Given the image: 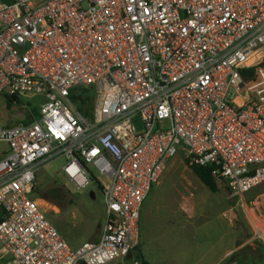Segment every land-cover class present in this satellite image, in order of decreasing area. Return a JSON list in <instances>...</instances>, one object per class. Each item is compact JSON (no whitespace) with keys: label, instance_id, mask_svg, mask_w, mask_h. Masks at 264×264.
<instances>
[{"label":"built area","instance_id":"2783aa9c","mask_svg":"<svg viewBox=\"0 0 264 264\" xmlns=\"http://www.w3.org/2000/svg\"><path fill=\"white\" fill-rule=\"evenodd\" d=\"M261 85L264 0L0 3V95L47 99L39 119L0 126L9 147L0 158L1 253L12 264L125 260L152 187L181 149L234 196L261 186ZM78 88L93 95L89 116L73 99ZM58 158L77 189L96 182L104 196L98 240L77 249L31 198L36 172Z\"/></svg>","mask_w":264,"mask_h":264},{"label":"rangeland","instance_id":"374dc122","mask_svg":"<svg viewBox=\"0 0 264 264\" xmlns=\"http://www.w3.org/2000/svg\"><path fill=\"white\" fill-rule=\"evenodd\" d=\"M257 70L259 75L260 67ZM263 89V85L258 88ZM248 94L255 101L260 98L257 93ZM46 102L44 95L21 97L13 102L0 95V126L13 128L29 117L39 119L41 105ZM79 102H76L78 107L84 108ZM87 105L91 106L86 103V108ZM138 125L141 126L140 121ZM3 152L7 155L9 147L7 143L0 142V158ZM185 159V151L181 149L156 183L154 189L158 193L154 195L152 191L150 195L151 204L152 198L162 199L163 208L175 215L177 221L183 220L188 225L193 224L191 228L188 227L187 230L172 236L176 240L177 261L167 263L163 261L166 257L162 256L159 245L167 237L163 238L153 232L151 223L147 220L148 216H145L146 224L143 219V228L140 225L139 247L129 258L109 264H134L136 261L141 264L147 263L146 256L152 264H195L198 260L196 254L192 253L190 256L183 254L189 239L193 237L200 240L199 249L209 251L211 258L199 257L207 263L216 261L217 264H264V245L259 252H251V246H244L240 252L234 251L226 257L223 256L225 250L234 249L248 238H261L257 235L253 222L264 232V184L244 195L234 196L228 183L222 182L219 191L214 193L193 173ZM65 164V158H58L41 167L36 172L37 190L31 198L38 201L46 212L47 219L64 239L70 245L76 246L97 239L106 223V206L98 184L91 182L86 188L77 189L62 173ZM54 187L61 190L63 199L48 202L40 198L44 193L49 194Z\"/></svg>","mask_w":264,"mask_h":264},{"label":"crops","instance_id":"0c3cea01","mask_svg":"<svg viewBox=\"0 0 264 264\" xmlns=\"http://www.w3.org/2000/svg\"><path fill=\"white\" fill-rule=\"evenodd\" d=\"M245 100V99H243ZM23 122H25L23 120ZM22 122V124H23ZM6 154V152H3L1 155L2 157ZM156 184H154V186L152 187L151 193L153 191V194L156 195L158 193V191L156 189H154ZM156 190V191H155ZM155 191V192H154ZM151 193L149 194L148 198L146 199L142 211H141V216H140V225L143 228V219L145 221V224L148 220L149 223H151V230L155 233H157L159 236L166 238L165 240L162 241V243H160L159 248L162 251V256L166 257V259L164 258L163 261H165V263L168 262H174L177 261L178 257L176 256V250H175V242L176 240H174V238L172 237L173 235L175 236V234H178L180 231H185L187 230V228H191V226L193 225H188L186 224L183 220L181 221H177V217L175 215H172V213H170L169 211H166L163 208V204H162V199H157V198H152V204H151ZM0 216H1V212H0ZM148 216V219L146 220V217ZM254 223V227L255 230L257 232V235L260 236L261 238H248L245 241L241 242L240 244H238L234 249H227L225 250V253L223 256H228L229 254H231L234 251L240 252L242 251L243 247H249L251 246V252H259L260 248L263 247L264 245V232L260 230L259 226ZM191 230V229H190ZM264 230V229H263ZM101 233H99L100 236ZM192 234V232L189 234V236ZM99 236L97 237V239H93V240H98ZM140 236H141V227H140ZM169 238V239H168ZM168 239V241L166 242V240ZM93 240H89V241H93ZM87 242V241H85ZM85 242H83L82 244H84ZM82 244H77L76 246H72L70 245L73 249H77L79 248ZM140 244V243H139ZM201 245L200 240H198L196 237H193L192 239H189L188 243H187V247H185V252H183L184 256H190L192 255V253L196 254V260L195 264H217L216 261H213L212 263L209 261L208 263L206 261H202L199 259L200 256H205V257H210L209 251L206 250H201L198 247ZM139 247V245H138ZM137 247V248H138ZM136 248V249H137ZM135 249V250H136ZM134 250V251H135ZM179 253V251H178ZM132 255V253L130 254V256ZM129 256V257H130ZM127 257V258H129ZM147 258V263L152 264L150 262V260L148 259V256H146ZM141 264L140 262L136 261L134 264ZM0 264H12V256L9 254H2L1 253V244H0Z\"/></svg>","mask_w":264,"mask_h":264},{"label":"trees","instance_id":"16d2710c","mask_svg":"<svg viewBox=\"0 0 264 264\" xmlns=\"http://www.w3.org/2000/svg\"><path fill=\"white\" fill-rule=\"evenodd\" d=\"M15 0H0V3H5V4H11ZM245 74V73H244ZM254 76V71L249 73V78H253ZM74 101L81 103V105H85L86 103L91 104L93 101V95L91 91H84V89L78 88L75 93H74ZM9 101H17L16 99L13 98H8ZM87 109H84L80 106V110L85 113L86 115H91V106L87 105ZM33 121V118L29 117L28 119L23 122V124H28ZM186 164L189 166V168L193 171V173L200 179V181L212 192L216 193L219 191V186L222 182H224L221 179H218L212 175V172L210 168L208 167H201L197 165H192L188 159H186ZM41 199H44L48 202H52L53 200H58V199H63L62 198V192L58 187H54L53 189L50 190V193H44L43 195L40 196ZM1 216H0V222L4 219L5 214L4 211H0ZM142 264H149L146 262H143Z\"/></svg>","mask_w":264,"mask_h":264}]
</instances>
